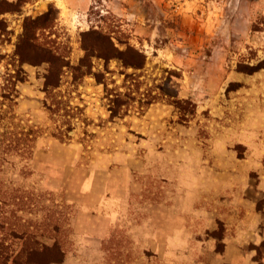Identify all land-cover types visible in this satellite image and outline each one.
Here are the masks:
<instances>
[{
  "label": "rangeland",
  "instance_id": "rangeland-1",
  "mask_svg": "<svg viewBox=\"0 0 264 264\" xmlns=\"http://www.w3.org/2000/svg\"><path fill=\"white\" fill-rule=\"evenodd\" d=\"M50 9L36 35L69 66L45 90L46 64L14 52L25 17ZM0 22V264H193L159 232L201 226L221 253L238 205L264 228V68L247 72L264 60V0H33ZM98 34L143 65L91 56L75 72ZM105 86L132 98L124 117ZM247 251L261 264L264 239Z\"/></svg>",
  "mask_w": 264,
  "mask_h": 264
},
{
  "label": "crops",
  "instance_id": "crops-1",
  "mask_svg": "<svg viewBox=\"0 0 264 264\" xmlns=\"http://www.w3.org/2000/svg\"><path fill=\"white\" fill-rule=\"evenodd\" d=\"M111 200L102 199L101 213L104 215L110 209L114 210L116 204ZM236 211H233V215L226 218L224 226L225 233L224 237L221 240V243L224 245L222 252H216L215 250V238L204 237V232L206 228L199 226L198 231L184 232L181 226H174V231L170 233L161 234L159 232L157 240L159 244L167 245L169 248H174V261H180L182 257V250L184 246H190V257L193 264H205L204 261H209L210 257L214 263L211 264H260L255 262L252 259V254L248 253L247 245L253 242L262 241L264 239V232L259 234L258 232L264 231V228L260 227L259 222L248 227L247 224V208L246 205H238L235 207ZM257 214V213H256ZM106 218V217H105ZM107 219V218H106ZM264 222L261 223L263 226ZM118 223L108 222L107 226L104 225L98 233V237L105 238L109 237L112 234V229ZM123 225V224H122ZM122 225L120 227H122ZM126 229L129 228V225L132 226V233L130 236L133 239H137L138 242H147L150 239V234L143 231V234L140 235L135 232L134 223L125 224ZM146 223H143V229L145 228ZM168 234V235H167ZM162 241V243H161ZM167 255V253H164ZM172 254H168V257L171 258ZM168 259V258H167ZM261 264H264V258L261 259Z\"/></svg>",
  "mask_w": 264,
  "mask_h": 264
},
{
  "label": "trees",
  "instance_id": "trees-1",
  "mask_svg": "<svg viewBox=\"0 0 264 264\" xmlns=\"http://www.w3.org/2000/svg\"><path fill=\"white\" fill-rule=\"evenodd\" d=\"M33 0H0V16L6 13L20 14L23 6L26 3L32 2ZM51 9L45 14L38 16L36 18L25 17L23 22V31L18 37V41L16 43V48L14 55L17 56L20 63H29L33 65L38 64H46L47 73L45 74V90L49 88H56L59 86L60 76L62 74V70L65 66H69L68 62L65 61L63 55L56 53L51 46L48 44H43L38 41L36 30L37 28H45L47 27L46 22L50 18ZM0 32L3 34H8L6 28H4L3 22H0ZM96 34V33H90ZM100 40H105L109 44L110 38L108 36L96 35L95 41L91 42L88 46L85 47L86 54L82 59L81 63L76 67H73L74 71L80 74L82 73V67L84 60L90 58L91 56H97L104 59H109L112 57H116L123 60V64L125 67L132 68H140L143 64L142 61L136 60L134 57L128 58H120L119 56H123L122 52H116V54L111 55L109 52L105 51L104 48L100 46ZM133 54L137 57H142V55L133 50ZM264 68V60L259 62L255 66H248V73L256 72L260 69ZM89 73V72H87ZM105 96L108 99V110L110 111V118H122L125 116L127 107L129 105L130 98L129 95H121V93H113L111 90H108L107 86H105ZM150 100L147 104H150ZM174 106L179 108L178 103L174 100Z\"/></svg>",
  "mask_w": 264,
  "mask_h": 264
}]
</instances>
